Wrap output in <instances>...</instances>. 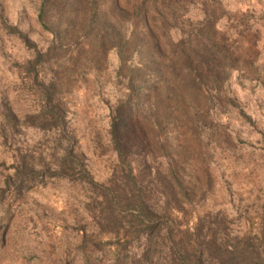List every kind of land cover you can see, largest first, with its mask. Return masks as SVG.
<instances>
[{
    "label": "rangeland",
    "instance_id": "obj_1",
    "mask_svg": "<svg viewBox=\"0 0 264 264\" xmlns=\"http://www.w3.org/2000/svg\"><path fill=\"white\" fill-rule=\"evenodd\" d=\"M9 28L42 54L36 75ZM43 84L105 190L41 175L66 145L42 121ZM263 130L264 0H0V264H137L145 243L166 257L180 241L219 250L211 264L232 250L264 264ZM113 193L167 213L171 233L132 239Z\"/></svg>",
    "mask_w": 264,
    "mask_h": 264
},
{
    "label": "trees",
    "instance_id": "obj_2",
    "mask_svg": "<svg viewBox=\"0 0 264 264\" xmlns=\"http://www.w3.org/2000/svg\"><path fill=\"white\" fill-rule=\"evenodd\" d=\"M9 30L13 34H19V39L25 44V46L30 50L32 49L37 54L36 60L29 63V71L34 72L36 75V68L38 66L37 64L41 62L42 54L39 52L37 46L27 39L24 33H21L16 28H9ZM53 86H47L43 84L40 85L37 89L42 100L41 118H43L42 121L48 124L49 126H55L61 129V136L58 137V144L65 143L66 145L63 146L64 153L62 167L60 171L54 173H51L49 171H42L41 175H45L47 177H68L71 179L79 178L82 181L89 182L94 187L105 190L104 187L100 186L98 183H96V181H94L91 174L88 172V169L86 168V165L83 162L80 154L74 151L72 146L74 141L65 131L66 115L64 114L65 112L62 110V108L59 106V101L55 98L56 93L54 91ZM131 88V90L133 91L134 87ZM242 115L245 117L246 114L242 112ZM120 116L121 115H119L116 110H111L110 134L112 136V143L115 144L117 151L120 150L118 146L119 138L117 129V124L120 119ZM261 136L264 141V130L261 131ZM20 170L23 172V174L18 173V176L21 177V179H24L22 180V182H34L35 172L34 170L30 169V165L24 164L22 168H20ZM73 175L76 177L72 178ZM131 179L134 180V177H131ZM137 197L138 198H129V196H125V194L117 195L113 193L112 198L109 199L110 202H113L114 208H119L121 205V208L126 209L125 212H121L119 210L118 212L125 213V216H120L119 214L118 217H120L121 220H126V223L131 227V232L129 233V235L132 236V239L140 240L141 238L145 237L146 241L150 243L152 240L161 237L162 231L171 233L172 227L170 224L169 215L165 212L153 210V208H150V206L146 205V200L140 199L139 195ZM172 197L173 196L171 195L169 196V198ZM116 200H119L118 203L114 202ZM169 202L171 203L172 201ZM163 237L165 238V241L169 239V236L167 234H165ZM184 243V241L173 242L172 246H169L165 243L167 248L164 250L167 253L166 257L160 256L161 252H163L162 249L154 248L152 250L153 246H150L145 243L146 248L143 249V252L141 253L140 258L138 259L139 261L137 262V264H152L156 256H158V258L155 259L156 261H158V264H211L209 263V255L219 257L220 251L217 249L215 250V248L209 246L208 243H204L203 245L199 244L195 247L191 245L190 249H185L184 247L182 248V245H184ZM109 244L114 245L112 241H109ZM249 246H253L251 238H249ZM236 247L237 246H235V248ZM235 252L236 251L234 250L230 251V259H223L222 261H219L218 264H243V260L242 262L240 260H236V257H234ZM115 254L119 256V254H121V251L117 248ZM205 254H207V256H205ZM136 256L137 255H134V257ZM116 262H120V259H117Z\"/></svg>",
    "mask_w": 264,
    "mask_h": 264
}]
</instances>
